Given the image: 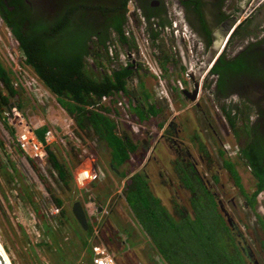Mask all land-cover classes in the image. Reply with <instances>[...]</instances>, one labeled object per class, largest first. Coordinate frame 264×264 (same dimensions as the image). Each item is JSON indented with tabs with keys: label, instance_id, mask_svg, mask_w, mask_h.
I'll return each mask as SVG.
<instances>
[{
	"label": "flooded vegetation",
	"instance_id": "af4514ba",
	"mask_svg": "<svg viewBox=\"0 0 264 264\" xmlns=\"http://www.w3.org/2000/svg\"><path fill=\"white\" fill-rule=\"evenodd\" d=\"M4 15L23 22L27 31L31 23L48 27L96 76L128 67V96L113 95L124 98L126 107L148 109L149 76L154 90L149 103L161 107V117L163 99L156 87L161 78L171 108L182 107L167 126L158 122L156 138L147 127L150 117L131 125L137 139L129 136L147 159L130 177L144 171L153 193L173 214L181 207L195 217L201 208H214L209 218L229 230L228 251L240 264H264V175H256L243 156L256 144L264 173V0H0V21L15 38ZM0 64L8 69L1 58ZM104 97L102 104L113 101ZM216 114L225 127L217 124ZM186 133L196 152L181 138ZM110 213L126 241L122 218Z\"/></svg>",
	"mask_w": 264,
	"mask_h": 264
},
{
	"label": "trees",
	"instance_id": "16d2710c",
	"mask_svg": "<svg viewBox=\"0 0 264 264\" xmlns=\"http://www.w3.org/2000/svg\"><path fill=\"white\" fill-rule=\"evenodd\" d=\"M5 11L7 12L8 8H5ZM5 20L6 24L11 27L15 40L26 57L25 62L74 118L76 132L80 136L98 141L103 147L109 149L110 165L116 169L127 163L133 154L138 153L140 144L135 143L127 132L120 133L117 117H123V114L130 116V113L134 112L137 114L138 122L143 123L149 117H159L162 109L152 102L149 103L150 98H148L146 103L150 104V108L127 107L129 109L127 112H121L118 101L122 98L114 99L113 95L128 96V77L131 75L129 68L113 70L112 74H105V76H96L92 71H89L90 67L88 69V65L82 61L81 54H74L72 48L63 44L64 40L51 35L52 31L48 27H33L34 25L31 23L27 31L23 28V22H15L11 17L7 18L6 16ZM122 27L117 30L121 35H124ZM58 31H54L55 34ZM0 80L2 84L0 87V119H2L12 99H21L20 91L15 89L12 84L11 72L1 64ZM7 90L10 93L6 95L5 91ZM104 96H110L113 101L96 106ZM161 123L159 124L160 128H162ZM232 123H234L233 120ZM7 128L9 127L7 126ZM9 130L13 136L12 130ZM45 131V128L39 131L41 138ZM66 142V147L69 146L66 150L69 157L66 156L63 160L53 150V144L48 147L47 163L50 165L51 177L57 183L59 190L62 188L65 191L66 189L70 191L76 189L77 192L87 194L91 189L90 185L88 188L78 189L74 178V169L81 163L82 153H79L76 144L71 145L70 142ZM0 148V172L6 178L8 186L15 189L18 197L22 198V203L33 208L37 218L42 220V227L45 231L44 238L34 245L29 241L30 239L26 238L25 246L28 253L35 257V254H38L37 248L42 254L48 256L53 264H94L92 247L97 243L105 244L101 238L105 221L98 222L97 219H92L89 221V229H83L72 209L66 208L63 196L51 185L50 176L42 170L41 164L27 159L49 193L48 202L60 208L59 214L53 217L46 216L44 209L47 201L37 200L35 193L27 186L26 180L21 176L19 168L7 152L2 140H0ZM259 151L256 144H249L243 156L255 167V174L263 178L264 173H260L258 169L261 164ZM18 153H22L19 148ZM134 171H136L134 167L128 168L123 172V178ZM262 183L264 184V180ZM119 197L129 208L134 223L138 224L143 232L148 233L146 235L153 250L160 255L161 261L165 264H240L236 255L228 251L229 245L226 246L224 235L229 230L221 225L217 226L209 218V215H214V208L211 209L210 206H207V210L201 208V212H197L198 214L195 212V217H192L193 215L190 213H185L181 207L176 210V214H173L153 193L150 181L144 171L135 172L129 177ZM52 221L56 222V229L50 225ZM96 225L99 230L98 234H95L94 227ZM127 227L123 226L125 232L129 234L126 243L132 245L129 243L132 237L131 228ZM161 234L162 236L158 238ZM0 235L2 236L1 230ZM2 242L6 251L10 253V247L4 238H2ZM232 246L234 251L237 247L235 244ZM10 255L12 262L18 264L11 253Z\"/></svg>",
	"mask_w": 264,
	"mask_h": 264
},
{
	"label": "rangeland",
	"instance_id": "374dc122",
	"mask_svg": "<svg viewBox=\"0 0 264 264\" xmlns=\"http://www.w3.org/2000/svg\"><path fill=\"white\" fill-rule=\"evenodd\" d=\"M0 35L5 42L11 41L15 44V46L18 48V44L16 40L13 38V36L10 33V30L6 27V25L0 21ZM1 58V57H0ZM1 60L4 62V64L7 63L5 60L1 58ZM143 79V75L141 77ZM146 85L148 83H151V87L149 89L150 95H153V81L151 77L145 78ZM158 85H156L157 87ZM156 93V89H155ZM149 95V96H150ZM149 96H146L144 100L146 101ZM20 99L19 100L22 105L30 110H35L34 103L29 98L28 94L25 93L23 90H20ZM122 101L124 103L123 108H120L121 112H127L129 109L125 105V99L122 98ZM163 107V114L161 117H155L152 116L149 120V125L147 126L149 130H151L154 133V138L157 136V129L159 128L158 122H162V126H167L168 120L173 115V113L177 112V110H180L182 106L176 105L175 109L171 108L170 103L167 99H163L159 101ZM147 104V103H146ZM186 103L184 104V106ZM148 108H150V105H147ZM217 111V110H216ZM123 114V117H117L118 123L120 125V128L122 130H126L127 133L134 138L137 139L135 135H133L131 130V125L133 123H138V119L135 117V115L127 116ZM131 115V113H130ZM56 116V115H55ZM216 119L217 124L221 127H225L226 121L224 118L217 116V114L214 116ZM131 118V120H130ZM133 119V120H132ZM144 122V121H143ZM146 123V122H144ZM205 123V128L207 127V123ZM143 125V124H142ZM158 126V127H157ZM10 128H7L6 123L4 122V119H0V140H2L5 143V148L7 149V152L11 155L12 160L15 162L17 167L19 168L21 172V176L23 179L26 180L27 186L32 189L33 193H35L36 198L38 201L45 200L47 201L46 207L44 209V214L48 217H53L60 213H54V210L57 206H54L53 204L49 203V193L46 190L45 186L41 183L39 180L38 175L33 170V168L30 166L27 158L23 155V153H18V146L16 142L13 139V136L10 133ZM160 129V128H159ZM43 130V129H41ZM77 136L80 137L81 143L78 142L79 146L77 148L79 149L80 154L84 153L83 149L86 147L89 149L90 153L88 154V157H90V154L94 153L96 154V162L99 164L100 167L105 171V177L102 181L93 183L90 185L91 189L88 191L87 194L85 192H77L76 189L70 191H66L62 189H58L57 183L53 180L51 177L50 172V165L48 163H40L41 168L45 173H48V176H50V180L53 181L51 185L56 188L59 194H61L65 200V206L68 209H72L73 204L81 200L84 204V207L88 210H93L92 205L90 204V199L95 200L97 204L106 206L108 204V211H113L115 213V216L120 219V222L123 226H129L131 228L132 237L129 241L130 244L128 245L125 239V235L121 234L119 228L116 229L117 225L114 223V219L112 218V213L109 215H104L102 217V221H105L102 233V241L105 243V245L109 248L110 252L113 253L115 256L118 264H165L163 261H161L160 255L153 250V247L149 241V238L146 234H148L146 231H142L141 227L138 224L134 223V219L132 220V214L130 213V210L128 207H126L124 201L122 199L119 200V193L123 189V185L127 180L129 179L130 175L126 178H123V172L127 170L128 168L134 167V169L140 170L141 167H143L144 163L146 162L145 156L142 153V151H139L136 154H133L131 159L123 164L119 169L114 168L110 165V154L109 151L103 147L101 144H99L98 141L90 138V137H84L80 136L77 133ZM153 137V136H152ZM188 134L181 136V138L185 141H187L188 145H191L192 150L196 152V148L191 144V142L188 139ZM153 138V140H154ZM226 142L231 141L229 138L226 139ZM150 141H152L150 139ZM71 145H75L77 141L75 140H68ZM57 143V144H56ZM53 143V150L57 153L60 159H65L66 156L69 157L68 152H66L67 148L65 143L62 141ZM1 149V148H0ZM84 155V154H83ZM93 155V154H92ZM147 156V155H146ZM81 163H79L75 170L81 166V164H87V161L85 160V156H82ZM94 157V156H93ZM144 157V158H143ZM145 159V160H144ZM83 164V165H84ZM242 171V178L246 180L247 175ZM79 189V188H78ZM237 188H233V192L236 193ZM76 190V191H75ZM86 199V200H85ZM116 211V212H115ZM126 217L124 216L125 214ZM249 213V212H248ZM124 214V215H123ZM106 216V217H105ZM125 219V220H123ZM248 220V219H247ZM42 220L37 218V215L35 214V211L32 207H27V205L22 203V198L18 197L17 191L15 189H12L8 186L6 182V178L3 176L2 172H0V230L2 232V236L0 235V242L3 245L2 238L5 239V241L8 243L12 257L15 258L18 261V264H53V262L48 258V256L42 254L38 249L36 248V252L38 254H35V257L28 253L26 245V238L30 239L32 245L36 243L37 241L43 239L45 231L43 230ZM128 223V224H126ZM245 223V222H244ZM243 223V224H244ZM250 225H253V221H249ZM52 225L53 229H56V222L52 221L50 224ZM25 233V234H24ZM129 235V234H128ZM125 236V237H124ZM162 234L158 237L160 238ZM117 237V238H116ZM128 239V237H127ZM151 253H150V248ZM149 249V252H148ZM6 251V249L4 248ZM7 252V251H6ZM10 253L7 252V255L10 258V261L12 262V258ZM131 258H135V260H132ZM12 264H14L12 262Z\"/></svg>",
	"mask_w": 264,
	"mask_h": 264
},
{
	"label": "built area",
	"instance_id": "2783aa9c",
	"mask_svg": "<svg viewBox=\"0 0 264 264\" xmlns=\"http://www.w3.org/2000/svg\"><path fill=\"white\" fill-rule=\"evenodd\" d=\"M0 57L7 63L15 89L27 93L35 107V110L21 107L22 104L19 99L14 98L11 102L14 105H8L3 115L4 122L12 130L13 139L23 155L27 159L43 164L48 160V147L58 142L59 139L65 145L66 141L75 140L77 141L76 145L79 146L78 142L81 143V139L77 136L74 118L70 116L59 103L57 96L25 62L26 57L19 46L17 48L11 41L5 42L1 35ZM154 72L159 78V73L156 70ZM157 95L161 99L170 100L169 93L161 78H159L157 86ZM105 100L107 97H103L102 102L97 103L96 106H100ZM118 104L121 105L122 100H119ZM43 128L46 131L41 138L39 131ZM83 152L87 164H81L74 173L75 182L80 189L88 188L89 185L102 181L106 176L105 171L96 162V154L92 153L93 155L90 154L88 157L90 151L86 147H84ZM90 204L93 210L87 209L88 217L97 216L98 218V215L104 216L108 213V204L100 206L93 199H90ZM53 210L54 213H58L60 208L56 207ZM94 229L95 234H98L97 225ZM92 248L94 264H118L115 256L105 244L97 243Z\"/></svg>",
	"mask_w": 264,
	"mask_h": 264
},
{
	"label": "water",
	"instance_id": "95a60500",
	"mask_svg": "<svg viewBox=\"0 0 264 264\" xmlns=\"http://www.w3.org/2000/svg\"><path fill=\"white\" fill-rule=\"evenodd\" d=\"M191 98L192 100H196L197 90L194 91V94L191 96ZM13 105L14 103H10V106H13ZM72 211L77 221L83 227V229L88 230L89 229V218H88L86 209L84 207V204L81 200H78L73 204ZM10 262L11 261L10 259H8V257H6V253L4 252V247L2 246L0 242V264H12V262L11 263Z\"/></svg>",
	"mask_w": 264,
	"mask_h": 264
},
{
	"label": "crops",
	"instance_id": "0c3cea01",
	"mask_svg": "<svg viewBox=\"0 0 264 264\" xmlns=\"http://www.w3.org/2000/svg\"><path fill=\"white\" fill-rule=\"evenodd\" d=\"M81 152V151H80ZM84 154V153H83ZM83 154H82V156H83ZM144 158V157H143ZM85 163V162H84ZM83 163V164H84ZM102 217H103V215L102 214H100V215H98V218H97V216H94V217H88L89 218V221L90 220H92V219H97V221L99 222V221H102ZM100 219V220H99Z\"/></svg>",
	"mask_w": 264,
	"mask_h": 264
},
{
	"label": "bare ground",
	"instance_id": "6f19581e",
	"mask_svg": "<svg viewBox=\"0 0 264 264\" xmlns=\"http://www.w3.org/2000/svg\"><path fill=\"white\" fill-rule=\"evenodd\" d=\"M4 252L6 253V257H8V259H10L9 256L7 255V252H6L5 250H4ZM10 263H11V262H10Z\"/></svg>",
	"mask_w": 264,
	"mask_h": 264
}]
</instances>
